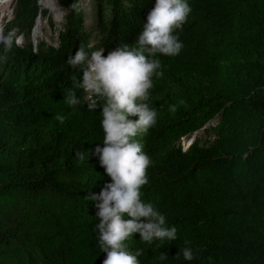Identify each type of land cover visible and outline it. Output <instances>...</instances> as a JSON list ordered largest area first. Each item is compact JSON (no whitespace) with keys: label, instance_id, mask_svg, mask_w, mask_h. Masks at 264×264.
<instances>
[{"label":"trees","instance_id":"trees-1","mask_svg":"<svg viewBox=\"0 0 264 264\" xmlns=\"http://www.w3.org/2000/svg\"><path fill=\"white\" fill-rule=\"evenodd\" d=\"M57 1L65 10L59 45L30 40L38 12L47 14L37 0H17L5 26L28 40L0 65V264L104 258L94 202L83 198L109 179L92 155L102 141L100 109L66 104L74 73L65 61L78 45L107 52L134 43L152 0H94L98 37L83 26L82 10L69 7L74 0ZM189 3L184 48L159 57L163 76L150 90L157 123L140 137L153 160L143 199L178 239L157 247L134 234L127 244L143 249L141 264H160V252L165 264H188L176 256L184 240L197 250L191 264H264V0Z\"/></svg>","mask_w":264,"mask_h":264},{"label":"clouds","instance_id":"clouds-1","mask_svg":"<svg viewBox=\"0 0 264 264\" xmlns=\"http://www.w3.org/2000/svg\"><path fill=\"white\" fill-rule=\"evenodd\" d=\"M69 7L80 10L75 0ZM191 12L189 0H152L134 43H118L107 52L103 47L93 50L78 45L66 58L74 73L65 90L66 104H83L89 112L100 109L102 141L94 146L92 155L109 179L98 193L87 190L83 198L94 202L96 209V240L100 253H104L101 264H141L143 249L127 244L134 234L146 244L157 242V247L178 239L177 228L167 222L166 215L143 199L153 160L144 151L140 137L157 123L158 109L150 99V90L154 78L163 76L159 57L181 53L184 44L180 33ZM22 44L23 34L16 28L0 30V65L7 63L14 48ZM168 111L175 113L176 105L169 104ZM54 119L63 123L65 117L55 113ZM182 141L188 146L191 140ZM86 154L76 153L81 159ZM183 243L176 256L191 264L197 250L188 240ZM167 260V253L160 252V264Z\"/></svg>","mask_w":264,"mask_h":264},{"label":"rangeland","instance_id":"rangeland-1","mask_svg":"<svg viewBox=\"0 0 264 264\" xmlns=\"http://www.w3.org/2000/svg\"><path fill=\"white\" fill-rule=\"evenodd\" d=\"M16 2L17 0H13L10 5H6L5 7L1 6L0 19H1L2 14H4L2 30H6L5 26L7 24L8 19L13 18L15 16L14 7L16 6ZM37 2H38V5H40V9L47 11V14L46 16H43L41 11L38 12L37 20L32 28L33 30L31 34L28 33V35L30 36V40L32 41V43H34V46H37L40 41L47 42L52 45H59V40H58L59 31L60 29H63V23H64V15H65L64 8L57 0H53V3L57 5L58 11H55L52 8V4H50L49 2H45V4L42 2V0H37ZM80 3H81L80 10H82V14L84 16L83 26L87 28L88 30L92 31L93 37L95 36L98 37L99 31H98V28H95L96 15L93 12V7L95 6L94 0H80ZM38 21L40 23V28H39L40 34L38 37H36L35 28H36V25L38 24ZM1 24L2 23H0V26ZM93 28H95V30ZM26 40H28L27 35L25 37L23 36V43ZM92 40L93 42H95L97 38H94Z\"/></svg>","mask_w":264,"mask_h":264},{"label":"bare ground","instance_id":"bare-ground-1","mask_svg":"<svg viewBox=\"0 0 264 264\" xmlns=\"http://www.w3.org/2000/svg\"><path fill=\"white\" fill-rule=\"evenodd\" d=\"M8 0H2V2H0V4L1 3H5V2H7ZM10 1V0H9ZM42 2L45 4V2H49L50 4H52V8L55 10V11H58V7H57V5L55 4V3H53V0H42ZM43 4V5H44ZM50 7V6H49ZM2 25L0 26V30H2ZM39 28H40V23H39V21H38V24L36 25V28H35V35H36V37H38L39 36V34H40V32H39Z\"/></svg>","mask_w":264,"mask_h":264}]
</instances>
